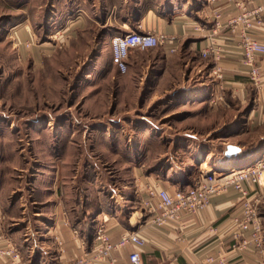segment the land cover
<instances>
[{
    "label": "rangeland",
    "instance_id": "rangeland-1",
    "mask_svg": "<svg viewBox=\"0 0 264 264\" xmlns=\"http://www.w3.org/2000/svg\"><path fill=\"white\" fill-rule=\"evenodd\" d=\"M149 11L176 14L181 0H0V219L20 254L39 246L52 201L74 210L73 220L83 207L91 221L138 195L135 167L173 179L187 165L195 180L210 161L196 166L191 153L221 157L226 123L237 124L228 139L244 146L246 166L264 153V118L247 124L255 89L245 99L210 89L209 70L181 67L179 39L164 77L152 64L162 58L156 48L132 51L123 73L114 68L109 32L124 34ZM183 90L201 94L181 98Z\"/></svg>",
    "mask_w": 264,
    "mask_h": 264
},
{
    "label": "crops",
    "instance_id": "crops-1",
    "mask_svg": "<svg viewBox=\"0 0 264 264\" xmlns=\"http://www.w3.org/2000/svg\"><path fill=\"white\" fill-rule=\"evenodd\" d=\"M262 3L264 0H181V12L162 17L149 11L150 13L145 17L141 16L134 23L125 25L129 31L124 34L149 31L176 35L181 41V67H189L190 71L197 70V72L206 68L209 70V74L213 75L210 89H223L226 96L237 94L245 99L252 85L249 82L247 70L240 62L239 43L236 38L230 37V31L226 24L228 20L237 17L243 11H250ZM214 15H218L221 24L218 33L214 36L220 55L217 59L211 56L202 58L199 52L207 42L206 35L213 29ZM109 33L110 37L112 34L119 35L117 30H112ZM252 33L261 43H264V20L261 26H257L253 22ZM110 37H106L107 44L110 43ZM156 49L161 51L162 58L156 59L152 64L155 69L157 68V72L162 67V76L164 77L165 68H168L176 55H170L162 48ZM134 50L136 49L130 50L129 54ZM256 62L264 79V55H257ZM112 64L116 69L113 61ZM217 70L220 78L215 74ZM201 83H199V89L203 88ZM252 88L255 89V107L247 115V124L252 123H249L251 117L257 122H262L264 118V114H262L264 112V91H258L254 86ZM196 94H201V92L183 90L181 98L196 96ZM234 126L237 127V124L232 122L226 123L220 128V133H226L224 140L227 139L225 143H222L223 151L227 145L232 144L238 146L240 152L231 158L224 157L223 151L220 154L221 157H218L219 155L215 154L216 149H209V154L203 156L201 153H191L196 166L204 159L209 160V165L217 174L224 173L228 169H239L246 166L249 157L243 158L245 155L243 153L244 146L228 139L236 133L237 129H231ZM197 150L201 152L200 149ZM196 166L195 168H198ZM134 170L132 172L133 185H131L138 195L136 197L130 195L131 197L126 199L120 209L98 210L92 214L91 221L83 218L91 216L90 213L84 211L83 207L78 209L83 211L82 218L73 220L70 213L74 210H65L58 200L50 202L48 212L46 211V214H50V216L48 219L41 218V223L34 235L39 238L38 242H41L38 247L36 245L26 246V253L21 254L23 261L26 264H72L74 257L89 254L93 244L94 227L104 223L112 241H117L119 236L126 232H134L145 238V246L138 249L143 264H264V230L261 250L252 245L246 250H238L234 247L237 243L230 236V219L238 215L241 209V198L235 190L229 188L224 193L213 196L204 210L185 216L174 225L156 227L149 224L148 215H144L142 208L136 206L145 197L146 185L159 184L165 187L169 193H173L191 186L192 180L195 178L194 173L187 165L181 166V170L173 179L167 176V172H143L141 168L136 167ZM244 186L252 192L254 190L259 192V195L264 197V176L260 179L259 185L251 186L245 183ZM50 192L53 194L52 191ZM56 193L57 191H54L55 195ZM33 202L37 205L46 203V201H38L37 198ZM260 220L263 228L262 217ZM3 227V222L0 219V237L6 238ZM74 230L77 231V234L73 233ZM25 231H27L26 226ZM26 233L24 232L22 236L24 245L31 238ZM132 250H134L132 246H127L116 251L113 256L121 262L127 259L128 253ZM0 264L8 263L0 260Z\"/></svg>",
    "mask_w": 264,
    "mask_h": 264
},
{
    "label": "built area",
    "instance_id": "built-area-1",
    "mask_svg": "<svg viewBox=\"0 0 264 264\" xmlns=\"http://www.w3.org/2000/svg\"><path fill=\"white\" fill-rule=\"evenodd\" d=\"M213 29L206 35V44L200 50L202 58H219L214 36L218 33L221 24L218 15H214ZM264 20V3L243 11L242 14L227 21L226 26L230 37L236 38L240 49V62L247 70L249 82L258 91H264V79L256 62L257 55H264V43H261L252 33L253 22L261 26ZM253 21V22H251ZM200 30L199 28H197ZM110 52L116 69L123 73L126 70V60L130 50H148L153 48L165 49L173 54L178 49V37L161 32H128L115 35L110 39ZM217 70L215 74L220 78ZM258 165L236 171L238 173L224 172L217 174L214 170H200L198 177L191 186L179 189L173 193L159 185H146L145 197L140 205L148 215L149 224L161 227L177 223L181 218L201 212L215 195L224 193L232 188L241 198V209L238 215L230 219V236L237 243L234 247L246 250L250 245L258 250L263 246V228L257 204H264V197L255 190L252 192L244 186L245 183L259 185L264 174V159ZM77 234V231H73ZM60 244V243H59ZM146 240L134 232H126L119 236L117 241H112L104 223L94 227L92 249L89 254L74 257L72 264H143L138 249L145 246ZM127 246H132L127 259L118 261L113 254ZM0 260L8 264H26L17 247L7 238L0 237Z\"/></svg>",
    "mask_w": 264,
    "mask_h": 264
},
{
    "label": "bare ground",
    "instance_id": "bare-ground-1",
    "mask_svg": "<svg viewBox=\"0 0 264 264\" xmlns=\"http://www.w3.org/2000/svg\"><path fill=\"white\" fill-rule=\"evenodd\" d=\"M262 159H264V153H262L260 156H258L255 160H254V162L252 163V164H250L249 166H245V167H243V168H239V169H230V170H228V171H226V172H230V173H238V172H236V171H240L241 169H247V168H250V167H254L255 165H258L257 163H259V161L260 160H262ZM200 168L202 169V170H212V168L210 167V165H208L206 162H202V164L200 165Z\"/></svg>",
    "mask_w": 264,
    "mask_h": 264
},
{
    "label": "water",
    "instance_id": "water-1",
    "mask_svg": "<svg viewBox=\"0 0 264 264\" xmlns=\"http://www.w3.org/2000/svg\"><path fill=\"white\" fill-rule=\"evenodd\" d=\"M240 152V148L238 146L229 144L225 147L223 151V156L226 158H231L236 156Z\"/></svg>",
    "mask_w": 264,
    "mask_h": 264
}]
</instances>
